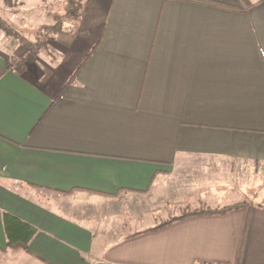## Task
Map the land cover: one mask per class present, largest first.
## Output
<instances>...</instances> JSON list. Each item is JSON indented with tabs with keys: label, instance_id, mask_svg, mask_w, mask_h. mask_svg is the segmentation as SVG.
<instances>
[{
	"label": "crops",
	"instance_id": "1",
	"mask_svg": "<svg viewBox=\"0 0 264 264\" xmlns=\"http://www.w3.org/2000/svg\"><path fill=\"white\" fill-rule=\"evenodd\" d=\"M63 18L21 73L0 30V264H264V0Z\"/></svg>",
	"mask_w": 264,
	"mask_h": 264
},
{
	"label": "rangeland",
	"instance_id": "2",
	"mask_svg": "<svg viewBox=\"0 0 264 264\" xmlns=\"http://www.w3.org/2000/svg\"><path fill=\"white\" fill-rule=\"evenodd\" d=\"M71 1L73 0H0V20L14 33L12 42L17 46L16 55L24 57L23 46L28 43L42 44L43 47L48 36L45 29L61 21L63 15V19L71 17L65 9ZM74 1L81 3V0ZM69 29L67 24L64 30Z\"/></svg>",
	"mask_w": 264,
	"mask_h": 264
},
{
	"label": "trees",
	"instance_id": "3",
	"mask_svg": "<svg viewBox=\"0 0 264 264\" xmlns=\"http://www.w3.org/2000/svg\"><path fill=\"white\" fill-rule=\"evenodd\" d=\"M4 1H8V0H4ZM71 2H70L71 4L69 2L67 3L65 9L67 10V14H69L70 16H73L76 19L80 12L81 3L78 4L74 0ZM0 30H2L6 35L14 38V33L11 32V30L6 26L5 22L2 20H0ZM45 30H46L47 35H52L54 33L61 32V25L58 22L54 26L46 28ZM41 47H42V44H37V43L36 44H30V43L25 44V46H23L25 56L19 61H14L12 63H9L8 67L21 73L24 69V64L33 62L37 55L38 50L41 49ZM94 49L95 47L86 57L84 62L81 64V66L74 72V74L72 75L68 83L63 88L62 92L74 81L77 74L80 72L84 64L87 62L88 58L94 52ZM225 210L226 209L213 210V211H197V212L189 213L185 216L221 214V213L226 212ZM3 227L5 230L6 237H7L8 246L10 248H25L28 242L32 239V237L35 234V230L30 228L26 224H23L20 221L14 219L8 214H3Z\"/></svg>",
	"mask_w": 264,
	"mask_h": 264
}]
</instances>
